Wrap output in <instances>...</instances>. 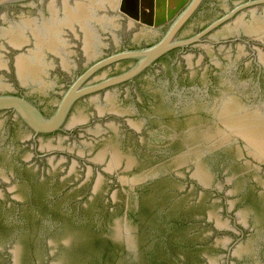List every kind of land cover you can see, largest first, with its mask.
<instances>
[{
  "label": "water",
  "instance_id": "water-1",
  "mask_svg": "<svg viewBox=\"0 0 264 264\" xmlns=\"http://www.w3.org/2000/svg\"><path fill=\"white\" fill-rule=\"evenodd\" d=\"M0 264H264V0H0Z\"/></svg>",
  "mask_w": 264,
  "mask_h": 264
}]
</instances>
